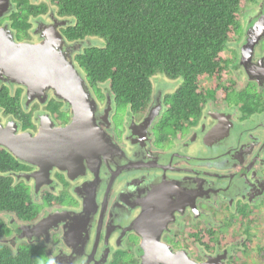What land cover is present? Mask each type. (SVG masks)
Listing matches in <instances>:
<instances>
[{
    "label": "flooded vegetation",
    "instance_id": "af4514ba",
    "mask_svg": "<svg viewBox=\"0 0 264 264\" xmlns=\"http://www.w3.org/2000/svg\"><path fill=\"white\" fill-rule=\"evenodd\" d=\"M56 3L10 0L0 14V45L27 52L58 37V47L47 45L65 53L88 86L94 144L73 131L69 140L81 144L71 141L59 164L66 169L18 160L20 169L6 175L38 214L22 221L0 213V245L16 254L36 250L43 264H247L248 236L259 235L264 219V0L249 1L254 8L234 41L229 79L205 89L200 114L182 124L169 117L181 79L157 74L138 111L118 100L109 80L92 85L76 56L99 45L94 38L88 45L91 37L70 41L73 20ZM0 54V90L16 113L0 107V124L15 122L16 134L32 136L72 124L73 105L50 88L34 92L17 82Z\"/></svg>",
    "mask_w": 264,
    "mask_h": 264
},
{
    "label": "trees",
    "instance_id": "16d2710c",
    "mask_svg": "<svg viewBox=\"0 0 264 264\" xmlns=\"http://www.w3.org/2000/svg\"><path fill=\"white\" fill-rule=\"evenodd\" d=\"M247 1L253 0H57L56 7L73 20L66 29L70 41L91 37L99 45L76 56L92 85L109 80L118 100L138 111L147 107L157 74L181 79L169 117L182 124L200 114L210 95L202 81L226 80L225 53ZM13 104L14 99L0 90V107L16 115ZM18 169L20 162L1 151L0 213L32 220L38 209L6 175ZM4 231L0 219V236ZM39 263L36 250L21 248L16 254L0 245V264Z\"/></svg>",
    "mask_w": 264,
    "mask_h": 264
},
{
    "label": "water",
    "instance_id": "95a60500",
    "mask_svg": "<svg viewBox=\"0 0 264 264\" xmlns=\"http://www.w3.org/2000/svg\"><path fill=\"white\" fill-rule=\"evenodd\" d=\"M9 3L10 0H0V14L7 10ZM54 35L49 36L51 40H47V44L54 42L53 44L58 47V37ZM58 36L61 37L60 34ZM47 44L36 46L35 50L27 52H23L25 49L17 50L12 47L4 50L0 45V52L3 50L7 61L13 63V78L17 82L27 85L32 90L35 89L34 92L41 91L43 87L50 88L58 99L73 105L72 124L65 129L57 130L56 134L49 128L50 131L43 129L37 136L28 133L16 134L15 122H9L6 127L0 124V147L7 149L21 162L36 164L40 161H49L52 167L60 166V163L67 160L66 154H69L68 151L71 152V141H74L73 146L81 144L79 141L69 140L70 137L74 138L73 131L83 130L87 133L84 137L89 138L84 144L87 146L94 144V137L91 135L94 113H92L93 103L88 86L76 71L72 61L65 53L56 50L54 45ZM0 57H3L2 54ZM146 258L147 256L144 260ZM172 259L175 258H169L164 264H172Z\"/></svg>",
    "mask_w": 264,
    "mask_h": 264
},
{
    "label": "rangeland",
    "instance_id": "374dc122",
    "mask_svg": "<svg viewBox=\"0 0 264 264\" xmlns=\"http://www.w3.org/2000/svg\"><path fill=\"white\" fill-rule=\"evenodd\" d=\"M41 2H42V0H41ZM48 3H49V1H48ZM48 3H46V4H48ZM248 3H249V1H247L245 6L242 8L237 33H238V30L243 27L242 24L246 23V20L248 19V14L251 12L250 8L251 7L254 8L253 7L254 5L252 6L250 3H249L250 5H248ZM233 38L234 39L231 41V44H229L228 49L226 50V53H225L228 63H229V61H231V59H230L232 56L231 51L233 50V47H234V41L238 40L237 34ZM262 44H264V41L262 42ZM88 45H95L93 38L89 39ZM227 70H229V69L227 68ZM229 75H230V72L227 73V78L224 81H227L229 79ZM164 81H166V80H164ZM219 83H221V82H217V81L207 79V80L202 81L201 86H202L203 90L204 89H211V87L213 88L215 86V84H219ZM120 108L127 109V107L124 104H122ZM261 221L264 224V219L261 218ZM259 225H260V223H259ZM259 228L260 229L262 228L264 230V225L263 226L260 225ZM237 231L238 230H236V232ZM233 234H236V233L234 232ZM250 237H252L251 234H250ZM254 240H255V242L254 241L249 242V246H248L249 250H247V254L244 255V258L247 259V261H248L247 264H264V231H259V236L255 237ZM247 243H248V241H247ZM39 260H40V264H43V257L42 256H39Z\"/></svg>",
    "mask_w": 264,
    "mask_h": 264
},
{
    "label": "crops",
    "instance_id": "0c3cea01",
    "mask_svg": "<svg viewBox=\"0 0 264 264\" xmlns=\"http://www.w3.org/2000/svg\"><path fill=\"white\" fill-rule=\"evenodd\" d=\"M263 216H264V214H263ZM263 225H264V224H263ZM257 230H258V231H264L262 228H261V229H260V228H257ZM250 234H251V233H250ZM258 236H259V235L257 234V237H258ZM254 239H255V238H252V237H249V236H248V243H247V244L249 245V242H252V241L255 242Z\"/></svg>",
    "mask_w": 264,
    "mask_h": 264
}]
</instances>
